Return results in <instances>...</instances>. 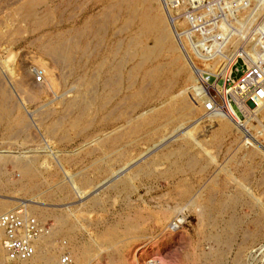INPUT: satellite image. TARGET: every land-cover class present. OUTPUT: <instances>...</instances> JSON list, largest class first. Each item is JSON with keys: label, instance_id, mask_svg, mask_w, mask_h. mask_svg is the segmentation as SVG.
Segmentation results:
<instances>
[{"label": "rangeland", "instance_id": "obj_1", "mask_svg": "<svg viewBox=\"0 0 264 264\" xmlns=\"http://www.w3.org/2000/svg\"><path fill=\"white\" fill-rule=\"evenodd\" d=\"M160 2H154L153 6H159L165 17L164 6ZM27 3L37 11L36 17L26 13L31 11L27 9ZM111 3L113 0H0V105L4 100L1 94L7 90L26 118V124L16 123L10 127L0 121V200L11 202L7 212L22 210L26 223H36L42 230L56 228L57 217L62 216L77 224L75 234L80 235L77 242L83 244L87 258L77 263L73 256L71 237L60 233L54 236L56 249L55 246L52 248L57 254L56 264H65L61 261L63 257H67L66 264H146V255L154 256L149 258L155 261L152 264H195L197 254L202 252L205 255L207 252L208 258L209 252L218 247L226 254L220 253L225 264H264V148L255 145L227 117L224 120H228L231 125L223 132L220 115L213 114L217 109H227L264 147V0L164 1L197 72L191 64L182 61L183 53L169 56L170 60L172 57H181V62L178 59L172 68L178 81L175 86L166 85L168 93L155 94L151 99V105H154L149 107L151 109L147 113L152 114L160 108L163 111L171 104L184 106L188 111L182 116L180 112L179 116L173 114L171 127L165 117L155 122V126L160 125L155 134H149L154 127L151 126L153 122L140 119L142 109L129 106V98L123 96L128 94L125 90L115 98L111 94L110 105L99 113L97 106L92 103L96 102V96L105 93L104 87H94L96 91L94 88L93 91L91 85L87 89L83 72H71L70 67L58 65L59 69L54 71L56 76L60 75L57 77L61 84L60 90H51L46 84L43 69L52 62L42 51V43H38L42 41L38 40L44 36L48 40L52 32L67 34V37L76 36V30L82 32L86 27L91 29V48L95 50L92 48L93 53L86 60L88 62L84 69L90 72L87 77H99L94 67L99 62V59L95 60L99 57L96 54L108 55L113 39L117 42L115 44H123L135 29V24L130 26L124 23L123 13ZM88 18L92 19L91 22ZM117 19L118 22H115ZM152 43L150 40L149 44ZM235 57L237 59L227 77L224 72L226 61L231 62ZM112 60L111 57L109 63ZM128 63L126 74L133 66L131 62ZM254 68L259 69L260 75L258 73L253 76L256 78L251 77L242 82ZM17 81L24 83V90L18 87ZM194 84L196 87L200 84L218 106L215 103L202 104L197 98L199 94ZM80 87L81 91L87 89L88 101L83 100ZM39 88L44 91L38 99L27 97L26 91H37ZM74 89L78 91L74 92ZM121 100L124 104L122 107L116 102ZM19 110H11L12 118L19 114ZM77 116H84L91 123L78 124L75 128L70 122L78 120ZM95 118L101 122L97 123ZM131 126H136V132L129 130ZM116 136L119 142L114 144L113 138ZM186 142H193L191 152L195 150L197 156L181 154L175 159L177 168L174 170L168 162L154 168L152 162L161 153L180 145L182 147ZM19 163H25L28 169L32 167L29 169L31 181L36 184L30 192L22 188L30 178H26L22 170L17 168ZM143 166L144 172L143 169L141 173L138 172ZM167 167H171V172H168ZM183 167L185 170L181 171ZM191 183L195 189L203 188L202 197L205 188L215 189V196H227L228 201L225 199L224 202H228L226 204L229 207L219 215L210 213L212 211L206 205L202 207L201 198L196 203L190 202L184 188ZM221 187L225 188H222L225 195ZM173 219L178 224L176 230L172 231L167 224ZM233 219L236 224L228 231L231 243L226 245L210 235V231L215 234L223 232L225 222L229 227ZM216 220L223 224H218ZM104 231L109 236L105 233L102 237ZM4 236L5 233L0 236V248ZM214 259L216 261V257L212 262ZM7 263L10 264L9 259ZM0 264H6L3 258H0Z\"/></svg>", "mask_w": 264, "mask_h": 264}, {"label": "bare ground", "instance_id": "obj_2", "mask_svg": "<svg viewBox=\"0 0 264 264\" xmlns=\"http://www.w3.org/2000/svg\"><path fill=\"white\" fill-rule=\"evenodd\" d=\"M35 1V0H34ZM112 1V0H111ZM161 1V2H160ZM165 0H159V4L162 3V5L164 6V12H165V17L162 13V11L159 10V6H153V3L156 2L158 3V0H113V5L117 6V9L119 8L121 10V12L123 13V19H124V23H128L131 24L130 26H133L135 24V29L131 32L132 35H130L129 37H127V41L125 43H123L121 40V42L123 44H115V40L113 39V45L109 48V52L108 55H104L101 56L99 54H96L95 60L99 59V62L94 66L98 72H99V77H90V76H86L88 75V70H85V66L86 63L91 57V54L93 53V50L91 48V39L89 37V33L91 32L89 28L86 27V29H83L82 32L80 30V32L78 30H76V36L72 35L70 37H67L64 34H54V32H52L53 34L50 33V37H48L47 39H43L42 40H38V41H42V42H38V43H42L40 44V46L44 47V49L42 51H44L46 53V55L50 58L52 64L51 65H47L45 66L43 69V73L45 75V79H46V84L48 87L51 88V90H57L59 88H61V84L57 81V77L60 76H56L55 71L57 69V66H67L70 67L69 69L71 70V72H75V70L80 73L83 72L82 75L84 74V79H85V87L87 89H89V87L92 85L91 89L94 91V87L99 86L104 87V91L105 93L103 95L100 96H94L96 99L94 101L95 106H97L96 109H98L97 111H99V113H101L106 106L110 105L111 103V94L113 95V98H115V96H117L118 94L121 93V91H126L128 92V94H125L123 96H126L129 98V106H135L134 108H141L142 110L141 113L139 114L140 119L141 120H146L149 122H153L154 126L153 129H151L149 131V134H152L155 132H157L160 128V125H158L159 127L155 126V122L159 121L160 119H162L163 117H165V120H167V123L170 124L171 127V123H173V121L171 120V117L173 116V114H175V116H179L180 114H178V112L185 115V111H188V108H185L184 106H178V104H171L169 108L163 109V111L161 110L162 108H160L159 110H157L156 112L154 111V113L152 114H148L147 112L150 111L151 108L154 104L151 105V99L153 97H155V94L157 93H168L169 90H167L166 85L167 84H172V86H175L177 81L176 80V75H174V73L172 72V68H174V66L176 65V62H178V59L180 60V58L182 57L185 63L187 62L188 64H191L192 68L194 71H196V67L192 64V59L189 56V54L187 53L186 49H185V45L183 43L182 37L179 34L178 30L175 29L174 25H173V21L171 18L170 13L168 12V9L166 7V4L164 3ZM28 4V3H27ZM31 4V3H30ZM155 5V4H154ZM30 6V7H29ZM109 6V5H108ZM112 7V6H111ZM31 11L26 12L29 15L36 17L35 15H37V11L35 10V8L32 5L27 6V9H29ZM162 8V7H161ZM116 9V8H115ZM114 9V10H115ZM118 9V10H119ZM213 10V9H212ZM116 13V12H115ZM90 15V14H89ZM115 17V16H114ZM120 18V15H119ZM36 19V18H35ZM89 19V18H88ZM86 20V19H85ZM90 20V19H89ZM92 20V19H91ZM91 20L89 22H91ZM112 20V19H111ZM120 21V20H119ZM40 22V21H39ZM88 22V21H87ZM118 22V19L117 21ZM175 22V21H174ZM84 23L86 24V22L84 21ZM93 23V22H92ZM96 23V22H94ZM84 24V25H85ZM115 24V23H114ZM123 25V24H122ZM82 26V25H81ZM88 26V25H87ZM113 26V25H112ZM53 28V27H52ZM55 28V27H54ZM75 28V27H74ZM77 28V27H76ZM85 28V27H84ZM93 28V26H92ZM107 28V27H106ZM129 29V27H127ZM68 29V28H67ZM66 29V30H67ZM70 29V28H69ZM81 29V28H80ZM112 29V27H111ZM118 29V28H117ZM122 29V27L120 28ZM127 29V31H128ZM51 30V29H50ZM56 30V29H55ZM58 30V29H57ZM56 30V31H57ZM63 30V29H62ZM125 30V29H124ZM130 30V29H129ZM53 31V30H52ZM60 31V30H59ZM101 31V30H100ZM51 32V31H48ZM69 32V31H68ZM88 32V33H87ZM95 32V36L96 34V30H94ZM43 33V32H42ZM47 33V32H45ZM58 33V32H57ZM61 33V32H60ZM64 33V32H62ZM73 33V31H72ZM70 33V34H72ZM100 33V32H99ZM102 33V31H101ZM120 33V32H119ZM69 34V33H68ZM93 34V33H92ZM114 34V33H113ZM122 34V33H120ZM139 34V35H138ZM45 35V34H44ZM48 35V33L46 34ZM91 35V34H90ZM106 35V34H104ZM118 35V34H117ZM103 36V35H102ZM107 36V35H106ZM114 36V35H112ZM111 36V37H112ZM104 37V36H103ZM94 38V37H91ZM113 38V37H112ZM125 38V36H124ZM40 39V38H39ZM96 39V38H95ZM118 39V38H117ZM140 39V40H139ZM93 40V39H92ZM119 40V39H118ZM153 41V45H150L149 42ZM101 41V40H100ZM105 41V40H103ZM124 41V40H123ZM98 43V42H97ZM96 43V44H97ZM105 43V42H104ZM117 43V42H116ZM100 44V43H99ZM102 44V43H101ZM94 45V43H93ZM106 45V44H105ZM97 46V45H95ZM104 46V44H103ZM97 48H100L97 46ZM102 48V47H101ZM40 49V48H39ZM95 50V48H93ZM105 49V46H104ZM99 50V49H98ZM101 51V50H100ZM105 52V50H104ZM183 53V56L181 54V57L176 56V57H172V60H170L173 53L175 54H179V53ZM96 53V52H94ZM94 55V54H93ZM242 54H239L238 56H240ZM245 55V54H243ZM237 56V57H238ZM111 57L113 58V62L109 63V60L111 59ZM237 57H235V59L233 61H226V66L224 68V72L227 73V77L231 71L232 65L235 63ZM244 57V56H243ZM137 59H139V61H137ZM249 59V58H248ZM50 62V63H51ZM128 62H131L133 64V66L131 65V70L128 71V74L125 73V68L126 65L129 64ZM181 62V60L179 61ZM253 63V62H252ZM251 65V63H249ZM59 66V67H60ZM130 67V66H129ZM128 67V68H129ZM89 68V67H88ZM93 68V67H92ZM191 68V69H192ZM59 69V68H58ZM57 69V70H58ZM96 69L94 70L96 72ZM251 69V68H250ZM83 70V71H82ZM128 70V69H127ZM61 71V70H60ZM127 72V71H126ZM197 72V71H196ZM223 72V73H224ZM60 73V72H59ZM76 73V72H75ZM62 74V73H61ZM81 74V73H80ZM94 74V73H93ZM189 74V73H188ZM66 75V74H65ZM72 75V74H71ZM77 75V74H76ZM194 75V74H193ZM138 77L141 78V80H137ZM191 77V75H189ZM262 76V75H261ZM63 77V76H62ZM70 77V76H69ZM75 77V76H74ZM258 77V76H257ZM68 78V77H67ZM71 78V77H70ZM80 78V77H79ZM256 78V77H253ZM72 79V78H71ZM83 79V80H84ZM99 79H102V81H100L99 83ZM193 80L194 77H193ZM255 80V79H254ZM259 80V79H257ZM262 80V78L260 79ZM79 81V80H78ZM203 81V80H202ZM264 81V80H263ZM66 82V81H65ZM68 82V81H67ZM82 82V81H81ZM175 82V83H174ZM187 82V81H186ZM194 82V81H193ZM249 82V81H248ZM257 82V81H256ZM78 83V82H77ZM83 83V82H82ZM103 83V85H102ZM127 83V86L126 84ZM247 83V82H246ZM252 83V82H250ZM261 83V82H260ZM60 84V85H59ZM64 84V82H63ZM248 84V83H247ZM262 84V83H261ZM17 85L18 87L22 90H24V83L18 82L17 81ZM81 85V84H80ZM83 85V84H82ZM81 85V86H82ZM96 85V86H95ZM186 85V84H185ZM195 85V84H194ZM193 85V86H194ZM65 86V85H64ZM68 86V85H67ZM66 86V87H67ZM192 86V87H193ZM197 85H195L196 87ZM242 86V85H241ZM35 87V86H34ZM189 87V86H188ZM63 88V86H62ZM73 88V87H71ZM70 88V89H71ZM94 88V89H93ZM196 91L199 94L198 100L202 103V104H208V103H215L213 98L210 96L209 93L205 92V90H203V88L200 86L196 87ZM242 88V87H241ZM261 88V87H260ZM40 89V88H39ZM66 89V88H65ZM79 89V87H78ZM87 89H84V91H81L82 88L80 87V90L82 95H83V100L84 101H88V99H86V92ZM103 89V88H102ZM232 89V88H231ZM26 90V89H25ZM60 90V89H59ZM68 90V89H67ZM91 90V91H92ZM98 90V89H97ZM186 90V89H185ZM194 90V89H193ZM43 89L37 90L35 91L34 89L28 90L26 91L27 93V97L30 98H39L40 97V93L43 92ZM63 91V90H62ZM78 91L76 89H74V92ZM90 91V90H89ZM96 91V89H95ZM184 91V90H183ZM207 91V90H206ZM252 91V90H251ZM92 93V92H91ZM101 93V92H100ZM55 94V93H54ZM67 94V93H66ZM80 94V93H77ZM96 94V92H95ZM122 94V93H121ZM183 94V93H182ZM225 94V93H224ZM264 94V93H263ZM2 97L4 98V100L2 101L1 105H0V121L5 122V124H7L8 127L15 125L16 123H24L26 124V118L23 116V113L20 112V108L17 106V102L14 101L15 98H13L12 94L9 93L7 90L4 92H2ZM56 95V94H55ZM65 95V93L63 94ZM76 95V93H75ZM81 95V94H80ZM90 94H88L89 96ZM175 96L177 94H174ZM173 95V96H174ZM91 96V95H90ZM64 97V96H63ZM235 97V96H234ZM37 98V99H38ZM118 97H116L117 99ZM127 98V99H128ZM236 98V97H235ZM25 99H27L25 97ZM124 99V98H123ZM177 99V98H176ZM237 99V98H236ZM76 100V99H75ZM79 100V98H78ZM92 100V98H91ZM90 100V101H91ZM169 100V99H168ZM181 100V99H180ZM28 101V99H27ZM52 101V100H51ZM50 101V102H51ZM69 101V99H68ZM80 101V100H79ZM125 101V100H124ZM49 102V101H48ZM73 102H77V101H73ZM117 104H122V100L120 102L116 101ZM235 102V101H234ZM65 103V102H64ZM80 103H84V102H80ZM79 103V104H80ZM126 103V102H125ZM173 103V102H172ZM263 103V102H262ZM44 104V103H43ZM48 104V103H47ZM50 104V103H49ZM52 104V103H51ZM72 104V103H71ZM88 105V102L86 103ZM92 104H90L92 106ZM116 104V105H117ZM183 104V103H182ZM62 105V104H61ZM73 105V104H72ZM114 105V104H113ZM115 105V106H116ZM128 105V104H127ZM180 105V104H179ZM211 105V104H210ZM215 105H217L215 103ZM260 106V103L258 104ZM83 106V105H82ZM89 106V105H88ZM120 106V105H119ZM218 106V105H217ZM216 106V107H217ZM42 107V106H41ZM48 107V106H47ZM51 107V105H50ZM71 107V105H70ZM75 107V106H74ZM85 107V106H84ZM83 107V108H84ZM90 107V106H89ZM199 107V106H198ZM202 107V106H201ZM264 107V106H262ZM261 107V108H262ZM109 108V107H108ZM259 108V107H258ZM260 108V109H261ZM12 109H18L19 110V114L17 116H15L14 118H12ZM50 109V108H49ZM53 109V107H52ZM77 109V108H76ZM75 109V110H76ZM87 109V108H86ZM89 109V108H88ZM207 109V108H205ZM259 109V110H260ZM66 110V109H65ZM82 110V108H81ZM106 110V109H105ZM121 110V109H120ZM211 110V109H210ZM234 110V109H233ZM64 111V110H62ZM92 111V110H91ZM110 111V110H109ZM123 111V110H121ZM214 111V110H213ZM55 112V111H53ZM81 112V111H80ZM104 112V111H103ZM206 112V111H205ZM212 112V111H211ZM63 113V112H62ZM68 113V112H67ZM71 113V112H70ZM75 113V112H74ZM83 113V112H82ZM80 113V114H82ZM235 113V112H234ZM78 114V113H77ZM84 114V113H83ZM208 114V112L206 113ZM211 114V113H210ZM213 114H218L220 115V118L222 119V123H221V127H222V131L224 132L226 129L228 130V127H230L231 123L228 122V120H224V117L229 118L230 120L234 121V125L237 126V128H239L240 130L244 131L246 133V136L249 137V139H251L255 145L260 146L262 148L263 145L253 136H251L249 134V132L247 131V129L241 125V123L239 121H237L233 114H231V112L223 109H217V111H215ZM57 115V114H56ZM73 115V113L71 114ZM212 115V114H211ZM96 116V115H95ZM180 116V118H182ZM209 116V115H208ZM78 117V116H77ZM99 117V116H98ZM206 117V116H205ZM44 118V117H43ZM79 119L75 122L71 121L70 125H74V127L76 128L79 125H88L91 123V120H89L88 118L81 116L78 117ZM174 118V117H173ZM96 119V118H95ZM139 119V120H140ZM42 120V118H41ZM94 120V119H93ZM98 120L97 123L101 122L100 119H96ZM140 120V121H141ZM175 120V119H174ZM184 120V118H183ZM54 121V120H53ZM60 121V120H59ZM186 121V120H184ZM44 122V121H43ZM55 122V121H54ZM143 122V121H142ZM176 122V121H175ZM180 122V121H179ZM81 123V124H80ZM194 123V122H193ZM57 124V122H56ZM79 124V125H78ZM141 124V123H139ZM165 124V121L164 123ZM179 124V123H178ZM192 124V122H191ZM62 125V124H61ZM138 125V124H137ZM176 125V123L174 124ZM172 125V127L174 126ZM60 126V125H59ZM58 126V127H59ZM128 126V125H127ZM141 126V125H140ZM178 126V125H177ZM50 127V126H49ZM53 127V126H52ZM136 126H131L129 127V130H133V132H136ZM55 128V127H54ZM57 128V127H56ZM87 128V127H86ZM89 128V127H88ZM126 128V127H125ZM190 129V128H189ZM45 130V129H44ZM51 130H53L51 128ZM55 130V129H54ZM51 132V131H50ZM119 132V131H118ZM58 134V133H57ZM10 135V134H9ZM99 135V134H98ZM113 135V134H112ZM15 136V135H14ZM119 136V135H118ZM116 136L113 138V143L117 144L119 142V137ZM16 137V136H15ZM96 137V136H95ZM13 138V137H12ZM179 138V137H178ZM94 139V138H93ZM184 139V138H183ZM186 139V138H185ZM192 139V138H191ZM184 141V140H183ZM101 142V141H100ZM177 142V141H176ZM182 142V141H181ZM193 142H186V144H183V146L181 147V145L175 149H169L164 153L160 154L159 158H155L156 160H154L152 162V165H154V168L157 166H161V164L163 162H168L167 164H170L169 166H171L173 168V170L176 167L177 163L175 159H178L179 156L181 154H185L187 156H191L192 155L195 157L197 156L195 150L191 152V147ZM98 147V146H97ZM99 148V147H98ZM157 148V147H156ZM155 149V148H154ZM121 149H119L120 151ZM203 151V150H201ZM113 153V152H112ZM4 155V154H3ZM184 155V156H185ZM185 156V158L187 157ZM183 157V155H182ZM137 158V157H136ZM189 158V157H188ZM197 158V157H196ZM205 158V157H204ZM191 159H195V158H191ZM185 160V159H184ZM183 160V161H184ZM199 160V159H198ZM202 160V159H201ZM200 160V161H201ZM103 161V160H102ZM139 161V160H138ZM136 161V162H138ZM141 161V160H140ZM144 161V160H143ZM179 161V160H178ZM186 161V160H185ZM192 161V160H191ZM196 161V160H195ZM194 162V161H193ZM192 162V163H193ZM181 163V162H180ZM93 164V163H92ZM148 164V163H147ZM151 164V163H150ZM172 164V165H171ZM133 165V164H132ZM141 165V164H140ZM102 166V165H101ZM100 166V167H101ZM178 166L181 167L180 164H178ZM30 167V166H29ZM150 167V165H149ZM152 167V166H151ZM171 167H167L169 169L168 172H171ZM186 167V166H184ZM183 170L181 171H184ZM19 170L23 172V175L26 177L28 176L29 181L25 182V184L22 185V188L24 190H26V192H30L32 187L36 184L34 181H31V172L28 169V166H26V164H20L18 165ZM144 168L145 166L141 167V169L138 170V172L141 173V170L143 169L144 172ZM147 168V166H146ZM188 168V167H187ZM199 168V167H198ZM98 169V168H97ZM100 169V168H99ZM160 169V168H159ZM181 169V168H180ZM189 169V168H188ZM88 170V169H87ZM103 170V169H102ZM204 170V169H203ZM35 171V170H34ZM101 171V170H100ZM106 171V170H103ZM176 171V170H175ZM177 171H179L177 169ZM193 171V170H192ZM137 172V170H136ZM137 172V173H138ZM162 172V171H161ZM180 172V171H179ZM110 173V172H109ZM182 173V172H181ZM85 174V173H84ZM146 174V171H145ZM168 174V173H167ZM99 175V174H98ZM164 175V174H163ZM162 175V176H163ZM169 175V174H168ZM172 175V174H171ZM210 175V174H209ZM208 175V176H209ZM116 176V175H115ZM137 176V175H135ZM150 176V175H149ZM191 176V175H190ZM84 177V176H83ZM88 177V176H87ZM175 177V176H174ZM24 178V177H23ZM27 178V177H26ZM115 178V177H113ZM181 178V177H180ZM202 178V177H201ZM84 179V178H83ZM179 179V178H178ZM212 179V178H211ZM218 179V178H217ZM25 180V179H24ZM87 180V179H85ZM177 180V179H176ZM181 180V179H180ZM185 180V179H184ZM183 180V183H184ZM209 180V178H208ZM216 180V179H214ZM219 180V179H218ZM22 181V180H21ZM82 181V180H81ZM114 181V180H113ZM191 181V180H190ZM226 182V181H225ZM99 183V182H98ZM187 183V182H186ZM185 183V184H186ZM232 183V182H231ZM230 184V183H229ZM83 186V184H81ZM90 185V184H88ZM87 185V186H88ZM203 185V184H202ZM215 185V183H214ZM218 185V184H217ZM221 185V184H220ZM222 185H227L226 184H222ZM86 186V187H87ZM182 186V185H181ZM185 186V185H184ZM208 186H211L210 184ZM207 186V187H208ZM216 186V185H215ZM214 186V187H215ZM84 187V186H83ZM199 187V186H198ZM201 187V186H200ZM213 187V188H214ZM226 187V186H225ZM219 188V187H218ZM221 187V190L225 189ZM170 189V188H169ZM186 191V195L189 198L190 202L191 201H198L199 198H201V204L202 207L203 205H206V207L209 209V211H212L210 213L213 214H219L221 215V213L224 212V210L229 207L227 206L226 203L228 202H224L226 197H219L218 195L215 196V189L212 190H207L205 188L206 191H204L205 193H203V197H202V193L201 190L203 189H195L194 184H190L189 186H185L184 188ZM195 189V190H194ZM217 189V188H216ZM227 189V188H226ZM10 190V189H9ZM12 190V189H11ZM172 190V189H171ZM226 192V190H225ZM235 192V191H234ZM45 193V192H42ZM52 194V192H50ZM218 192H216L217 194ZM222 193L224 194V190L222 191ZM221 193V195H223ZM205 194V195H204ZM45 195V194H44ZM220 195V194H219ZM225 195V194H224ZM42 197V195H40ZM48 196V195H47ZM234 196V195H233ZM58 197V195H57ZM229 197V196H228ZM44 198V196H43ZM51 198V197H50ZM49 198V199H50ZM54 198V197H53ZM31 199V198H30ZM55 199V198H54ZM92 199V198H91ZM125 199V198H124ZM177 199V198H176ZM140 200V199H139ZM188 200V201H189ZM200 200V199H199ZM228 201V198L226 199ZM23 201V200H22ZM25 202V200L23 201ZM10 203L9 201H3L0 200V214L1 212L3 213L5 210V212H7V209L10 207ZM29 203V202H28ZM189 203V202H188ZM135 204V203H134ZM200 204V205H201ZM67 205V204H66ZM126 205V204H125ZM229 205V204H228ZM63 206V205H62ZM204 207V208H206ZM33 208V207H32ZM126 209V208H125ZM14 210V209H13ZM55 210V209H54ZM171 210V209H170ZM205 211V209H204ZM71 213V212H70ZM33 214V213H31ZM30 214V215H31ZM208 214V213H207ZM212 214V215H213ZM30 215H28V217H30ZM73 215V214H72ZM170 215V214H169ZM176 215V214H175ZM204 215V214H203ZM54 216V215H53ZM171 216V215H170ZM174 216V215H173ZM217 216V215H216ZM42 217V216H40ZM214 217V216H213ZM221 217V216H220ZM242 217V216H241ZM175 218V217H174ZM216 218V217H215ZM236 218V217H235ZM57 227L56 228H52L51 230H41L39 235L37 237H35L34 239V251L32 253V255L30 257L24 258L20 260V264H39V262L43 261L47 264H56L55 261H57L56 256L55 255V242H54V236L56 234H60V233H64L66 236H70L71 237V241H72V251L74 252L73 256H75V261L77 263H81L84 258L86 257L85 253H86V249L84 250V246L81 243H78L77 241H79L80 239H78V237L75 234V228H77V224L75 225L74 223H71V221H69L68 217L66 216H62V217H57ZM85 219V218H84ZM127 219V218H126ZM165 219V217H164ZM167 219V218H166ZM203 219V218H202ZM207 219V217H206ZM210 219V218H209ZM222 219V217H221ZM220 219V220H221ZM224 219V218H223ZM25 220L27 221L26 217ZM31 220V219H30ZM33 220V219H32ZM174 220V219H173ZM181 220V219H180ZM211 220V219H210ZM209 220V221H210ZM217 221L218 224L222 223V221ZM230 220V219H229ZM228 220V222H229ZM169 222L167 224V226L169 228H171V230H176L177 224L178 222H176V220ZM208 221V220H207ZM208 221V222H209ZM212 221V220H211ZM214 221V220H213ZM215 221V222H216ZM227 221V220H226ZM32 222V221H31ZM231 225L228 227L227 222L223 232L216 233L215 232H209L211 233L210 235H214V237H217V240H219L220 242L225 243L226 245H228V243H231V241L229 240V228H234L235 226V220H231ZM229 222V223H230ZM206 223L203 221V224ZM224 223V224H225ZM113 224V223H112ZM209 223H207L208 225ZM223 224V223H222ZM106 225V223H105ZM118 225V224H117ZM205 225V224H204ZM210 225V224H209ZM217 225V224H216ZM238 226V225H237ZM114 227V226H113ZM117 227V226H116ZM48 228V227H47ZM79 228V227H78ZM83 228V227H82ZM112 229V227H110ZM238 228V227H237ZM115 229V228H114ZM160 229V228H159ZM165 228L163 227V230ZM102 230V228L100 229V231ZM105 230V229H104ZM169 230V229H168ZM99 231V232H100ZM106 231V230H105ZM104 233H99L103 236V234H107L108 232ZM116 230H114L113 232H115ZM77 232V231H76ZM79 232V231H78ZM102 232V231H101ZM161 232V231H160ZM163 232V231H162ZM171 232V231H170ZM226 232V233H225ZM234 232V231H233ZM5 233L3 228H0V236H3ZM117 233V232H116ZM114 233V235L116 234ZM150 233V232H149ZM164 233V232H163ZM93 234V233H92ZM105 234V235H106ZM208 234V233H207ZM235 234V233H234ZM82 235V234H81ZM84 235V234H83ZM230 235H232L230 233ZM107 236H109L107 234ZM208 236V235H207ZM69 237V238H70ZM82 237V236H81ZM204 237V236H203ZM212 236V238H214ZM80 238V237H79ZM174 238V237H173ZM206 238V237H205ZM83 239V238H82ZM81 239V240H82ZM86 239V238H85ZM88 239H90L88 237ZM210 239V238H209ZM237 239V238H236ZM67 240V239H66ZM69 240V239H68ZM87 240V239H86ZM85 241V240H83ZM98 241V240H97ZM96 241V242H97ZM100 241V239H99ZM206 241V240H205ZM211 241V240H210ZM62 242V241H61ZM103 242V241H102ZM155 242V241H154ZM158 242V241H156ZM155 242V243H156ZM84 243V242H83ZM87 243V242H86ZM105 243V242H104ZM107 244V243H106ZM94 245V244H93ZM158 245V244H157ZM221 245V244H220ZM55 249L53 250L52 248ZM217 246V245H216ZM2 248H0V258H3L4 263L8 264V256H7V252L6 249L2 243ZM123 247V246H122ZM121 247V248H122ZM239 247V246H238ZM92 248V246H91ZM108 248V247H107ZM127 248V247H125ZM134 248V247H133ZM89 249V248H88ZM103 249V248H102ZM215 251H211L209 252L208 258H206L207 256V252L204 255L202 252L200 253V255H196V259H195V264H225L224 260L222 259L221 254H225L224 251L221 250L220 247L214 248ZM212 249V250H214ZM228 249V248H227ZM108 250V249H107ZM127 250V249H126ZM148 250V249H147ZM159 250V249H158ZM225 250V249H224ZM102 251V250H101ZM110 251V250H109ZM89 252V250H88ZM96 252V251H95ZM167 252V251H166ZM90 253V252H89ZM158 253V252H157ZM160 253V252H159ZM158 253V254H159ZM211 253V254H210ZM161 254V253H160ZM62 255V254H61ZM94 255V254H93ZM131 255V254H130ZM134 255V254H132ZM153 255V254H152ZM156 255V254H155ZM220 255V256H219ZM226 255V254H225ZM92 256V255H91ZM199 256L202 258L201 261H199ZM216 257V261L214 259V261L212 262V259ZM136 257V256H135ZM154 256H148L146 255L145 259H146V264H152V262H155L152 260H150L149 258ZM210 257V258H209ZM64 258V257H63ZM63 258L61 261H63ZM87 258V257H86ZM220 258V259H219ZM136 259V258H135ZM66 260L67 258L64 259L65 264H66ZM87 260V259H86ZM68 261V260H67ZM70 261V259H69ZM76 262L74 264H76ZM210 262V263H209ZM84 263V262H83ZM129 263H131L129 261ZM42 264V263H41ZM63 264V263H61ZM70 264V263H68ZM73 264V263H72ZM154 264V263H153Z\"/></svg>", "mask_w": 264, "mask_h": 264}, {"label": "built area", "instance_id": "obj_3", "mask_svg": "<svg viewBox=\"0 0 264 264\" xmlns=\"http://www.w3.org/2000/svg\"><path fill=\"white\" fill-rule=\"evenodd\" d=\"M258 73L260 75L259 69L254 68L246 74L242 82L250 80L251 77L256 76ZM0 228H3L5 231L3 245L10 264H20L21 259L32 255L34 251V239L42 230V227L36 223L29 222L27 224L22 210H14L1 214ZM65 258L67 257H64L63 261Z\"/></svg>", "mask_w": 264, "mask_h": 264}]
</instances>
